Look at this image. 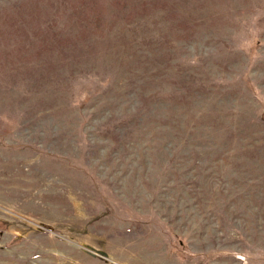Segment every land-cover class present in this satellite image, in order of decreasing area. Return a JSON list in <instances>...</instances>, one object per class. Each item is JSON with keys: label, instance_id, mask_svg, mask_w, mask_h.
<instances>
[{"label": "rangeland", "instance_id": "374dc122", "mask_svg": "<svg viewBox=\"0 0 264 264\" xmlns=\"http://www.w3.org/2000/svg\"><path fill=\"white\" fill-rule=\"evenodd\" d=\"M0 264H264V0H0Z\"/></svg>", "mask_w": 264, "mask_h": 264}]
</instances>
